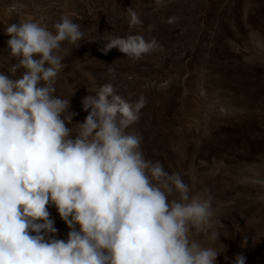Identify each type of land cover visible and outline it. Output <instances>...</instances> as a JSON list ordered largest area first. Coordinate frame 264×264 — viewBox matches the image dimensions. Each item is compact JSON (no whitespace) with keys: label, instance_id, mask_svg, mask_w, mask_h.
<instances>
[{"label":"clouds","instance_id":"clouds-1","mask_svg":"<svg viewBox=\"0 0 264 264\" xmlns=\"http://www.w3.org/2000/svg\"><path fill=\"white\" fill-rule=\"evenodd\" d=\"M127 12L130 27L142 23L132 7ZM53 29L31 19L5 29L17 62L11 75L0 72V264H217L225 246L205 247L193 236L219 241L210 232L211 198L191 195L179 173L147 160L142 137L127 131L143 96L133 104L103 84L82 99L88 115L72 134L76 113L54 85L68 52L63 42L78 47L84 32L68 15ZM105 41L104 54L118 49L133 61L158 47L139 34ZM49 205L70 229L66 240L56 238ZM245 261L241 253L233 264Z\"/></svg>","mask_w":264,"mask_h":264},{"label":"rangeland","instance_id":"rangeland-1","mask_svg":"<svg viewBox=\"0 0 264 264\" xmlns=\"http://www.w3.org/2000/svg\"><path fill=\"white\" fill-rule=\"evenodd\" d=\"M17 1L24 7H12L10 24L28 16L38 22L45 17L49 30H54L61 16L68 15L81 26L84 38L78 47L62 44L68 52L60 73L78 97L94 95L100 86L112 83L125 99L153 95L165 99L163 106H154L162 110L160 115L144 105L140 123L127 131L142 137L147 160L160 161L182 179L192 160L195 166L204 162L220 168L221 172L208 175L213 199L223 202L215 203L213 212V230L220 233L213 247L225 246L217 264H233L241 253L245 264H264L249 250L226 249L227 241L249 238L241 226L264 229V190L237 183L242 175L264 180V0H164L159 6L156 0ZM131 7L142 21L138 26L129 25ZM171 17H178L177 22L168 23ZM7 26L0 21V65L5 69L17 62L7 49ZM135 34L148 41L155 38L158 47L137 61L118 49L100 51L109 35ZM194 102L199 105L198 119L188 133L185 115ZM72 112L76 115L67 126L75 135L77 123L88 113ZM200 185L198 175L192 189Z\"/></svg>","mask_w":264,"mask_h":264},{"label":"bare ground","instance_id":"bare-ground-1","mask_svg":"<svg viewBox=\"0 0 264 264\" xmlns=\"http://www.w3.org/2000/svg\"><path fill=\"white\" fill-rule=\"evenodd\" d=\"M13 4L18 5L20 8L24 7L23 4L17 0H0V21L4 22L7 25L10 24V18L14 17V15H15V13L12 11V5ZM29 19L33 20L32 16L22 18V21L29 20ZM46 19L47 18H45V17H41V19H39L40 20L39 22L41 24H45V22L48 20V19L47 20ZM47 26H48V24H47ZM8 69L9 68L5 69V67H2L0 65V72L5 73L7 71V73H8ZM18 72H19V70H18ZM20 73H21V71L19 72V74L16 73V76H14L13 78H18L21 75ZM8 74L11 75L10 73H8ZM17 74H18V76H17ZM61 77L62 76L59 75V78L56 80L54 86L59 91V97L70 100V108L67 111L68 112H72V110L76 111V112L78 110L84 111L82 103H81L83 98L78 97L70 89V87L67 85L65 80ZM144 98L146 100L145 105H147L151 108H154V111H155V109H157L158 111L156 113L160 115L162 110L158 109L154 106L156 105V103L163 106L165 103V99L162 97H159V95L158 96H154V95L153 96H146ZM126 100L132 102L133 104L138 101V99H136V98H127ZM198 106L199 105L194 102V104H192L191 108L189 109V111L185 115L186 121L190 126V127H188V131H189L188 133H190L191 126L194 123L195 119H198L195 116L196 110L198 109ZM71 107H72V110H71ZM142 125L143 124H141V126ZM141 129H143V128H141ZM195 151H196V146H194L192 148V152H195ZM196 168L198 169V171ZM164 169L166 170L167 168L164 167ZM220 170H221L220 168H214L213 166H209L204 162H200L195 166L194 160H192V161H190L189 168L186 171L187 176L183 178L184 183L187 184L190 188V194L191 195H193V193L195 192L196 194H200L201 197L204 199L211 198V207H212L213 212H214V208H215L214 207L215 203L219 205L220 203H223V202H220L219 200L216 201L213 199V197H212L213 196L212 195L213 182L209 179L208 175L210 176L211 174H217V173H215V171H220ZM166 171L169 173H177L176 170L172 171L170 169H167ZM198 175L200 176V180L202 181V185H200L199 187H197L196 189L193 190L192 189L193 179H195V177H197ZM239 178H241V179H237V183H241L244 186H248L249 188L252 187L255 189H261V190L263 189L264 190V180L259 179L258 176L255 174H253L249 177H245L242 175ZM173 198H176V197L173 196V197H170L169 199H173ZM48 210L50 212V218H52L54 220V226L60 228L56 234V238L61 239L62 235H64V233L67 235V233L70 231V229L65 224V222L60 218L58 211L54 205H49ZM211 222L213 225L214 224L213 216L211 217ZM248 226L246 225V226H241V227L243 228L244 231H247L249 233V238L245 239L244 241H241L240 243H236L233 240L227 241L226 249L229 250L232 248H234V249L236 248V249H242V250H249V254L253 259H255L257 261L264 260V241H263L264 229H262V230L256 229L255 231H251L250 230L251 226L250 227H248ZM258 228H260V227H258ZM212 230L213 229H211L210 232ZM193 236L195 239H198L205 247H213L214 242L211 241L207 235H204L202 233H197L194 230ZM236 245H237V247H236Z\"/></svg>","mask_w":264,"mask_h":264}]
</instances>
